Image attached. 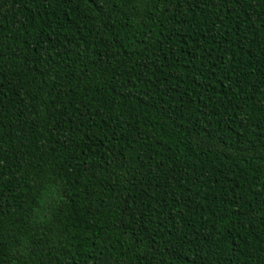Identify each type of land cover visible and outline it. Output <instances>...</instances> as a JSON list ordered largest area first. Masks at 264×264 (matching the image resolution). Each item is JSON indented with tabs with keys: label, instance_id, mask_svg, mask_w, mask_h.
Masks as SVG:
<instances>
[{
	"label": "trees",
	"instance_id": "1",
	"mask_svg": "<svg viewBox=\"0 0 264 264\" xmlns=\"http://www.w3.org/2000/svg\"><path fill=\"white\" fill-rule=\"evenodd\" d=\"M0 264H264V0H0Z\"/></svg>",
	"mask_w": 264,
	"mask_h": 264
}]
</instances>
